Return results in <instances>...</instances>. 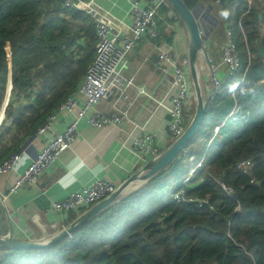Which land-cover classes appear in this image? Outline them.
Returning <instances> with one entry per match:
<instances>
[{
  "label": "trees",
  "instance_id": "obj_1",
  "mask_svg": "<svg viewBox=\"0 0 264 264\" xmlns=\"http://www.w3.org/2000/svg\"><path fill=\"white\" fill-rule=\"evenodd\" d=\"M184 1L190 8L196 0ZM228 2L239 3L235 22L244 30L237 40L244 65L249 46L256 45L258 59L210 101L190 151L167 170L186 190V201L174 199L175 184L161 182L165 171L55 247L11 251L0 264H264V60L257 51L264 35L256 28L261 10L247 8L245 0ZM97 42L96 23L63 0H0V109L10 75L12 85L0 126V165L77 94ZM235 109L241 117L228 118ZM191 154L202 167L185 183ZM245 160L253 164L247 174L236 168ZM189 199L208 204L200 208Z\"/></svg>",
  "mask_w": 264,
  "mask_h": 264
},
{
  "label": "crops",
  "instance_id": "obj_2",
  "mask_svg": "<svg viewBox=\"0 0 264 264\" xmlns=\"http://www.w3.org/2000/svg\"><path fill=\"white\" fill-rule=\"evenodd\" d=\"M196 1L190 9L196 16L211 63L209 67L204 56L198 61L202 88L208 99L211 69L222 62L223 48L230 41L228 31H234V39L237 43L244 30L238 25L240 21L235 22L238 2ZM95 2L113 17L123 20L128 25L133 24L130 0H95ZM153 2L154 0H141V6L150 7ZM245 2L247 8L261 10L256 28L264 35V0H245ZM156 20L158 36L147 35L138 41L129 53L123 68L122 73L126 78L133 80L134 85L122 90L115 89L108 98L103 99L95 107V110L104 116L115 113L126 114L127 120L124 125L120 128L109 126L98 130L87 120H81L77 137L70 150L42 175L37 184H27L18 193L10 196L7 207L0 217L1 237L12 236L15 240L29 242L48 241L79 216L76 212L54 211L55 202L65 201L70 194L91 186L98 180L109 179L122 184L141 171L147 162L136 154L134 142L144 134L154 137L156 148L160 152L174 142L169 132V108L171 100L178 94L179 89L174 83V66L160 61L159 55L169 53L179 64L188 61L189 38L185 27L168 3L165 2L157 8ZM260 45L262 44L257 45V51L264 60V56L259 52ZM262 47L264 48L263 45ZM255 49L256 45L249 46L247 52L257 60ZM248 63L250 64L247 53V67ZM246 66L242 58V69ZM218 79L223 85L222 94H224L227 83L230 82L226 68L221 67L218 71ZM79 104L84 106L83 101H79ZM194 112L195 110L192 117ZM73 119L72 114L61 113L48 134L36 133L29 138L17 153L22 154L17 166L18 172L11 174L3 183L10 184L18 173L24 171L36 159L42 146L64 132ZM217 130L219 129L217 128L214 133ZM177 185L172 187L171 191L174 194L181 188ZM1 254L4 253L0 250Z\"/></svg>",
  "mask_w": 264,
  "mask_h": 264
},
{
  "label": "built area",
  "instance_id": "obj_3",
  "mask_svg": "<svg viewBox=\"0 0 264 264\" xmlns=\"http://www.w3.org/2000/svg\"><path fill=\"white\" fill-rule=\"evenodd\" d=\"M165 2V0H154L153 5L146 8L141 6V0H130L133 24L128 25L101 8L95 0H63L66 8L80 11L96 23L98 42L95 59L89 67L77 94L67 99L59 107L57 113L51 115L46 124L39 128L37 134H48L57 116L61 113H70L74 116L69 127L42 146L36 159L24 171L18 173L10 184L3 183V181H7L11 174L18 172L17 166L21 161L22 154L13 155L0 165V217L3 210L6 209L11 195L18 193L27 184H37L42 175L51 169L65 152L70 150L77 137L81 120H87L93 128L98 130L109 126L120 128L124 125L127 120L126 114L115 113L111 116H104L96 111L95 107L103 99L108 98L115 89L122 90L134 85L133 80L126 78L122 73L127 57L136 43L144 36H158L156 12L157 8ZM217 2L220 3L221 0H217ZM228 37L230 41L223 48L221 64L213 66L211 69L210 100H215L223 89V85L218 79V71L221 67L228 70L230 77L238 75L242 69V60L238 45L233 41L234 33L232 30L228 31ZM248 57L251 63L254 57L250 52H248ZM159 60L174 66V83L179 89L178 94L171 100L169 108V132L173 140H176L185 133L195 107V94L190 80L189 61L176 63L169 53L160 54ZM79 101H83L84 106H80ZM134 144L136 154L145 162L160 154L156 148L154 137L150 134H144L137 138ZM189 161L194 162L195 156H189ZM252 166L251 160H245L239 163L236 168L238 171L247 174L251 171ZM122 184H117L109 179L98 180L91 186L70 194L65 201L55 202L53 210L58 213L76 212L81 215L115 194ZM185 194L186 190L180 189L174 195V199L186 201ZM188 201L197 204L200 208L208 204V200L204 199H189ZM2 252L4 254L0 255V261L9 254L6 251Z\"/></svg>",
  "mask_w": 264,
  "mask_h": 264
},
{
  "label": "water",
  "instance_id": "obj_4",
  "mask_svg": "<svg viewBox=\"0 0 264 264\" xmlns=\"http://www.w3.org/2000/svg\"><path fill=\"white\" fill-rule=\"evenodd\" d=\"M165 1L168 2L169 5L173 8V10L177 13L181 23L187 31L189 38L188 60L191 80L195 91L196 107L194 116L191 122L189 123L185 133L180 138L176 139L166 150L161 152L156 158L147 162V164L141 171L137 172L131 178L125 181L115 194L79 215L72 224L60 230L48 241L29 242L15 240L12 236H0L1 251H6L10 253L11 251L13 252L19 250H38L55 247L62 241L72 236L76 231L91 223L104 211L108 210L114 205L121 203L123 200L139 191L150 180H153L158 175L168 170L170 166L180 157V155H182L188 149L190 142L202 126V123L207 115L208 106L210 103L209 100L206 98L205 92L202 88L201 78L198 70V61L201 56H204L209 64V67H211V63L209 61L208 53L203 42L201 30L194 12L187 6L184 0ZM259 52L264 56V48L262 47V45H260L259 47ZM8 56L11 63V53L10 55L8 53ZM11 90L12 85L10 75L9 84L7 87V96L1 107V109L3 108L4 111L3 117L9 103V96ZM135 184H139V187H137L136 190H131L133 189V185Z\"/></svg>",
  "mask_w": 264,
  "mask_h": 264
},
{
  "label": "clouds",
  "instance_id": "obj_5",
  "mask_svg": "<svg viewBox=\"0 0 264 264\" xmlns=\"http://www.w3.org/2000/svg\"><path fill=\"white\" fill-rule=\"evenodd\" d=\"M225 15H227V14L225 13ZM233 33H234V32H233ZM245 40H246V37H245ZM239 54H240V52H239ZM240 57H241V56H240ZM241 60H242V58H241ZM188 61H189V60H188ZM240 71H241V70H240ZM229 76H230V75H229ZM192 84H193V83H192ZM193 89H194V88H193ZM222 93H223V89H222V91L220 92L219 96H221ZM194 94H195V91H194ZM219 96H218V97H219ZM218 97H217V98H218ZM217 98H216V99H217ZM208 100H209V102H210V101H214V100H210V98H208ZM195 107H196V100H195ZM195 107H194V108H195ZM194 110H195V109H193V111H194ZM192 114H193V112H192ZM240 117H241V116H240V110L235 109L234 111L231 112V114L229 115L228 118H231V119L237 120V119L240 118ZM192 118H193V117H192ZM228 118H227V119H228ZM225 121H226V120H225ZM225 121H224V123H225ZM190 122H191V120H190ZM190 122H189V123H190ZM224 123H223V124H224ZM188 125H189V124H188ZM187 127H188V126H187ZM217 128L220 129V128L217 126V127L215 128V130H216ZM218 132H219V130H217L215 134L217 135ZM174 141H175V140H174ZM187 150H188V149H187ZM160 153H161V152H160ZM186 153H187V152H186ZM184 154H185V152L182 154V156H183ZM191 155H192V154H191ZM191 155H189V156H191ZM189 156L186 157V163H190V164L192 165V167L190 168V170H189V172H188V175H189V173H190V174L193 173L192 176H191V178H192V177L194 176L195 172H196L198 169H200V168L202 167V162H199L198 159H196V155H194V154H193V156H195V161H194V162H190V161H189ZM192 163H193V164H192ZM199 165H200V166H199ZM194 166H196V167H194ZM191 178H189V180H190ZM189 180L186 181V182L184 181V182L187 183V182H189ZM182 189H184V188H182ZM177 192H178V191H177ZM177 192H176V193H177ZM176 193H175V194H176ZM175 194H174V195H175Z\"/></svg>",
  "mask_w": 264,
  "mask_h": 264
},
{
  "label": "rangeland",
  "instance_id": "obj_6",
  "mask_svg": "<svg viewBox=\"0 0 264 264\" xmlns=\"http://www.w3.org/2000/svg\"><path fill=\"white\" fill-rule=\"evenodd\" d=\"M233 41L234 42H236L235 41V39H233ZM7 51H8V53H9V55H10V53H11V50H10V48H8L7 49ZM241 53V52H240ZM240 56H241V58H243L244 59V57H243V54L241 53L240 54ZM2 111H3V109H2ZM5 118V117H4ZM204 142V141H203ZM190 150L188 149V150H186V152H189ZM189 165H188V168L187 169H189L190 170V168L192 167V165L190 164V163H188ZM193 164V163H192ZM194 167H196V166H194ZM188 173V171L185 169V174H187ZM193 174V173H192ZM192 174H190L189 173V175L187 174V175H185L182 179H183V181H187V179H189V178H191V176H192ZM161 178V182L162 183H165V182H170L171 184H176V181H174L173 179H175V178H173V174H172V171H167L162 177H159V179ZM137 187H139V184H135V185H133V189H131V190H136V188ZM180 190H178V192H179ZM149 210H146L145 212H148ZM138 216H140V215H138V214H136L135 216H134V218H136V217H138Z\"/></svg>",
  "mask_w": 264,
  "mask_h": 264
},
{
  "label": "bare ground",
  "instance_id": "obj_7",
  "mask_svg": "<svg viewBox=\"0 0 264 264\" xmlns=\"http://www.w3.org/2000/svg\"><path fill=\"white\" fill-rule=\"evenodd\" d=\"M2 109H3V108H2ZM2 109H1V110H2ZM3 112H4V111H3Z\"/></svg>",
  "mask_w": 264,
  "mask_h": 264
}]
</instances>
